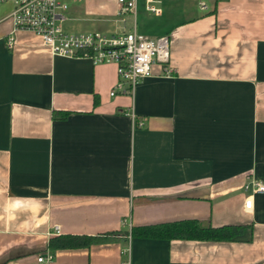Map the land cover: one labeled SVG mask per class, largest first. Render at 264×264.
Returning a JSON list of instances; mask_svg holds the SVG:
<instances>
[{"label":"crops","instance_id":"crops-1","mask_svg":"<svg viewBox=\"0 0 264 264\" xmlns=\"http://www.w3.org/2000/svg\"><path fill=\"white\" fill-rule=\"evenodd\" d=\"M111 2L84 6L123 20ZM150 15L141 28L169 35L171 73L113 94V62L53 54L0 21V264H41L46 253L49 264H121L126 245L128 264H264V192L245 210L242 189L247 176L264 184V0H161ZM180 219L244 230L222 241L125 238ZM65 234L99 240L49 246Z\"/></svg>","mask_w":264,"mask_h":264},{"label":"built area","instance_id":"built-area-1","mask_svg":"<svg viewBox=\"0 0 264 264\" xmlns=\"http://www.w3.org/2000/svg\"><path fill=\"white\" fill-rule=\"evenodd\" d=\"M115 1L118 5L117 15L120 16L124 12L132 14L131 29L122 28L113 32L65 30L62 21L66 19L65 10L68 4L64 0H0V9L6 7L0 15V21L10 19L12 32L17 29L33 31L41 37L42 42L53 54L85 56L93 63L113 62L116 65L117 79L110 94L115 90L131 93L141 78L171 73L172 68L168 64L170 39L167 33L150 36L135 28L134 19L138 3H141L142 8L149 14H158L161 11V0ZM7 44H14L12 33L7 38ZM242 189L243 208L249 210L253 195L263 193L264 184L252 176H247ZM121 224L130 227L125 219H122ZM54 229L59 231L57 225ZM125 238L129 240V233ZM128 251L127 245L120 251L125 257L121 264H128ZM53 259L51 253L37 257L41 264H49Z\"/></svg>","mask_w":264,"mask_h":264},{"label":"trees","instance_id":"trees-1","mask_svg":"<svg viewBox=\"0 0 264 264\" xmlns=\"http://www.w3.org/2000/svg\"><path fill=\"white\" fill-rule=\"evenodd\" d=\"M67 113V111L57 112L55 116H65ZM243 230L244 226L242 225H222L213 227L209 224L203 225L196 219H180L157 224L133 226L130 228L129 235L168 240L222 241L239 238ZM98 240L99 238L97 236L65 234L51 238L49 246L54 249L87 248Z\"/></svg>","mask_w":264,"mask_h":264},{"label":"rangeland","instance_id":"rangeland-1","mask_svg":"<svg viewBox=\"0 0 264 264\" xmlns=\"http://www.w3.org/2000/svg\"><path fill=\"white\" fill-rule=\"evenodd\" d=\"M67 2L68 6L66 8L67 14H69L71 19L64 22L65 27L67 28L68 25H73L75 29L71 30V32H80L81 30L77 27H80L81 29H88V28H97L99 30H102V28H118L120 29L121 26H123L124 29H131L132 23H133V16L129 13H123L122 19L123 20H115L111 19L113 17V12L111 11V8L108 11H105L104 9H94V11L87 12L85 8V0H64ZM110 5L113 0H104ZM119 16V15H118ZM78 18V21L77 19ZM155 19V16L150 15L147 11H145L142 8V4L138 3L137 10L135 12V25L136 28L139 31L147 32L141 28L143 25L153 22ZM80 30V31H79ZM155 29H152V31H148L147 33L153 34ZM86 31V30H85ZM152 36V35H151Z\"/></svg>","mask_w":264,"mask_h":264}]
</instances>
